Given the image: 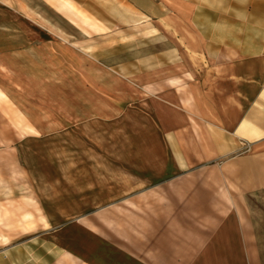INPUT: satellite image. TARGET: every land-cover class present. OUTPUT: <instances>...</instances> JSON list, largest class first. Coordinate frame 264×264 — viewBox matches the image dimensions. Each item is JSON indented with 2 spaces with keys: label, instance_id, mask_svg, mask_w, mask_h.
Listing matches in <instances>:
<instances>
[{
  "label": "rangeland",
  "instance_id": "rangeland-1",
  "mask_svg": "<svg viewBox=\"0 0 264 264\" xmlns=\"http://www.w3.org/2000/svg\"><path fill=\"white\" fill-rule=\"evenodd\" d=\"M125 3L0 0L4 264H72L48 238L83 232V222L138 245L157 200H178L160 217L186 216L187 178L181 190L120 201L174 171L152 104L178 71L173 57L164 62L178 43L172 18L140 22ZM242 198L264 264V188Z\"/></svg>",
  "mask_w": 264,
  "mask_h": 264
},
{
  "label": "crops",
  "instance_id": "crops-1",
  "mask_svg": "<svg viewBox=\"0 0 264 264\" xmlns=\"http://www.w3.org/2000/svg\"><path fill=\"white\" fill-rule=\"evenodd\" d=\"M125 1L140 22L172 18L178 43L164 62L173 57L178 71L152 104L174 171L120 201L181 190L175 182L185 178L181 191L193 195L180 218L159 214L178 200H157L138 245L84 222L83 232L48 240L72 264H262L242 197L264 188V0Z\"/></svg>",
  "mask_w": 264,
  "mask_h": 264
}]
</instances>
